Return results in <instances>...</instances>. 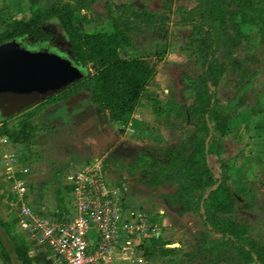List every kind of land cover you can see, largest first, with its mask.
Segmentation results:
<instances>
[{"label":"trees","instance_id":"obj_1","mask_svg":"<svg viewBox=\"0 0 264 264\" xmlns=\"http://www.w3.org/2000/svg\"><path fill=\"white\" fill-rule=\"evenodd\" d=\"M28 1L26 17L0 8V46L18 40L49 41L54 34L47 23L56 19L69 39L82 74L52 95L10 113L11 117L36 106L27 111L17 127L9 126V117L0 119V137L13 144L30 146L39 130L33 117L59 101H64L68 115L91 102L106 122L129 124L156 73V66L145 53L122 56L121 48L134 49V35L143 29L164 34L167 24L188 27L186 49L190 61L201 71L194 76L183 75L188 103L169 99L166 107L162 106L168 118L174 115L190 126L187 135L177 144L142 149L123 166L130 176L141 171L142 182L152 188L174 183L175 191L162 196L171 205L180 206V214L191 211L199 215L204 226L201 247L197 253H187L189 259H200L197 264H215L233 252L231 264H264V224L258 226L233 217L239 209L256 208L264 212V208L254 196L248 198L252 191L246 187L234 189L231 185L234 162L224 156L223 141L232 126L240 133L250 131L249 122L242 120L243 114L259 116L264 110L260 105H251L253 99L246 96L260 69L245 71L255 67L259 60L253 47V33L245 28L255 29L264 42V0H189L194 5H179L175 10L178 18L174 21L167 13L150 12L133 2L103 0L111 28L97 32L80 30L78 22L80 11L99 0H74V3L55 0L45 7L41 6V0ZM171 1L163 0L164 8L171 10ZM223 56L241 77L238 91L226 103L220 98L229 67ZM247 72H251L249 79ZM57 194L58 207L65 209L62 192L58 190ZM0 226L9 235L22 264H40L31 254V242L18 228L17 215L10 220L0 217ZM165 245L161 235H151L149 245H142V249L147 259L167 256L173 249ZM0 261L14 264L1 235Z\"/></svg>","mask_w":264,"mask_h":264},{"label":"rangeland","instance_id":"obj_2","mask_svg":"<svg viewBox=\"0 0 264 264\" xmlns=\"http://www.w3.org/2000/svg\"><path fill=\"white\" fill-rule=\"evenodd\" d=\"M55 0H41V6L45 7ZM74 3V0H64ZM121 1H139L147 11L169 14L174 21L178 18L175 10L179 5L193 6L194 2L189 0H172L170 3L171 10L164 8L163 0H116ZM134 3V2H133ZM30 3L28 0H0V8H4L5 12H11L18 17H26L29 15ZM81 19L78 22V27L82 31H104L111 28L110 21L107 17L105 2L99 0L91 3L88 7L80 11ZM47 28L55 35V40L52 43L31 42L29 40L12 41L16 46L36 52L40 48L49 47L50 53L58 54L65 57L66 50H71V44L62 26L58 20L53 19L47 23ZM246 31H251L254 36L253 47L258 55V63L255 67L245 71L259 70V73L253 77L252 87L246 92L247 97H251V105L255 107L262 106L264 108V42L260 41V36L255 29L250 26L245 28ZM190 28L177 26L174 24L165 25V33L153 32L143 29L138 34L134 35V49L123 47L120 53L124 57H129L132 54L145 53L147 57L155 64L156 73L152 78L149 86L144 91L141 99L136 107L133 115V124L110 126L121 136L120 149L117 152L106 150L97 157H105L107 165L105 170L114 174L123 176L125 167L122 161L129 157L130 160L136 157L138 152L150 146L167 147L170 144H177L184 139L189 130V125L181 118L171 116L168 118L163 110L166 107L167 100L171 99L180 104L190 101L189 94L184 89L183 75L190 73L191 75L199 74L201 68L194 65L190 61L189 52L186 49L187 36ZM69 54V53H67ZM223 55V54H222ZM242 52L239 54L241 57ZM242 58V57H241ZM229 63L228 71L225 77V82L220 88V98L223 102H227L238 91L237 85L241 77L237 73V69L232 66V63L224 58ZM250 66V65H249ZM251 72H247L246 77H251ZM258 101V102H257ZM55 109L60 115H65L66 105L64 101L55 103ZM50 106V105H49ZM48 106V107H49ZM163 106V107H162ZM47 107V108H48ZM162 107V108H161ZM36 106L28 108V110L14 113L11 117L8 113L0 112V119L9 117V126L17 127L25 118L27 111L35 109ZM242 120L249 122L250 131L240 133L236 127L232 126V131L223 139L225 145L224 156L233 160L232 180L231 185L234 189H242L246 187L252 191V195L248 198H255L257 203L264 208V110L259 116H250L243 114ZM34 121V120H33ZM106 122V121H105ZM110 123V122H106ZM115 123V122H114ZM39 126V125H38ZM133 127L135 131L129 128ZM40 130V129H39ZM38 130V131H39ZM38 134V132H37ZM36 134V135H37ZM3 138V137H0ZM131 143V148L125 150L123 143ZM13 156L17 160L11 164L9 157ZM97 157L88 158L87 161H92ZM8 158V159H7ZM40 154L34 148V145L26 146L25 144H13L9 140L0 141V217L5 220H10L18 214L14 206V196L9 192V185L5 179V171L9 167L14 169H28L24 176L31 187V196L33 203H45L53 207L58 204V190L61 185H64L66 175L70 170H73L77 165H70L69 170H64L62 176L58 179L53 177L47 171L42 175L41 181H44L43 195L46 194V199L37 198L33 174L37 173L34 167L35 162L39 161ZM167 158V157H166ZM38 159V160H37ZM71 159V158H69ZM163 159H165L163 157ZM79 165V164H78ZM71 167V168H70ZM114 167V168H113ZM55 169V168H54ZM47 170V169H46ZM44 171V170H43ZM35 172V173H34ZM133 177V176H132ZM127 195L141 194V186L133 181H127ZM164 191H175L174 183L164 184ZM70 191V188H68ZM36 199L37 201H34ZM68 200L72 199V195H68ZM134 208H139L138 205H131ZM180 207V206H179ZM147 209V207L144 206ZM241 222L253 223L261 226L264 224V212L252 209H239L233 215ZM180 222H176L174 226H162L160 228L162 239L169 243L165 245L167 248L173 249L170 255L167 256H152L148 258V264H197L200 259H189L187 253H197L201 247V236L204 232V226L198 214L193 212H185V216ZM180 223V224H179ZM0 235L8 248L14 264H22L14 251L12 242L6 230L0 226ZM149 242V239L147 240ZM233 252H229L226 258L215 264H231L234 259ZM40 259V255H37ZM40 264H50L47 260H40ZM1 264V261H0Z\"/></svg>","mask_w":264,"mask_h":264},{"label":"built area","instance_id":"obj_3","mask_svg":"<svg viewBox=\"0 0 264 264\" xmlns=\"http://www.w3.org/2000/svg\"><path fill=\"white\" fill-rule=\"evenodd\" d=\"M16 160L9 157L11 164ZM106 165L105 157H97L67 173L72 199L65 209L31 201L30 183L20 176L27 168L5 171L18 228L31 242L33 256L50 264H148L142 245L157 228L148 212L127 204L126 185L115 182Z\"/></svg>","mask_w":264,"mask_h":264},{"label":"crops","instance_id":"obj_4","mask_svg":"<svg viewBox=\"0 0 264 264\" xmlns=\"http://www.w3.org/2000/svg\"><path fill=\"white\" fill-rule=\"evenodd\" d=\"M133 2L139 6L142 5L139 1ZM55 106L56 104L50 105L33 117L34 124L39 125L40 129L31 142L40 154L39 161L35 162L34 165L37 169V173L33 174L35 185H37L34 191H36L37 198L42 200L46 199V194L44 196L42 192L45 186L44 181H41L44 173L48 171L50 175L58 179L60 175L62 176L64 170H69L70 165L81 164L88 158L97 157V155L109 149L110 152H117L120 149V140L122 139L110 126V124L116 126L119 123H106L103 114L91 102H87L82 109L70 115L67 113L65 115L58 114L59 112L54 110ZM129 124L132 125L133 121ZM123 147L128 150L131 148V143L125 142ZM130 161V158L127 157L122 161V164ZM122 173V177L114 174L113 180L125 185H127L128 180H131L141 186V194L129 195V197L127 195V204L138 205L139 208L149 213L152 224L157 228L155 235H161L160 228L162 226H174L175 221L178 223L183 220L185 213H179V206L171 205L162 196V194L168 193L163 189L164 184L152 188L143 183L141 178L130 176L127 169ZM68 188L65 180L64 185H61L59 189L66 203L69 195ZM34 201L37 200L34 199ZM146 245H149L148 241H146ZM166 245H169V243H166ZM40 260L42 258L38 260L39 263Z\"/></svg>","mask_w":264,"mask_h":264},{"label":"water","instance_id":"obj_5","mask_svg":"<svg viewBox=\"0 0 264 264\" xmlns=\"http://www.w3.org/2000/svg\"><path fill=\"white\" fill-rule=\"evenodd\" d=\"M74 61L48 50L0 46V107L16 112L52 95L81 76ZM128 174V173H127ZM141 178V171L136 175Z\"/></svg>","mask_w":264,"mask_h":264},{"label":"flooded vegetation","instance_id":"obj_6","mask_svg":"<svg viewBox=\"0 0 264 264\" xmlns=\"http://www.w3.org/2000/svg\"><path fill=\"white\" fill-rule=\"evenodd\" d=\"M55 40V35H54V37L53 38H51L49 41H46V42H44V43H52L53 41ZM37 44L39 43V42H36ZM35 43V44H36ZM39 50H48L49 52H50V48L49 47H44V48H40ZM66 52L67 53H69V54H67V53H65V57L64 58H67V56H68V58L69 59H72L71 61H74V63L76 64V62H75V57H74V55H73V51H72V49L69 51H67L66 50ZM0 112L1 113H8V114H10L11 112H9L8 110H6V109H4V108H2V107H0Z\"/></svg>","mask_w":264,"mask_h":264}]
</instances>
